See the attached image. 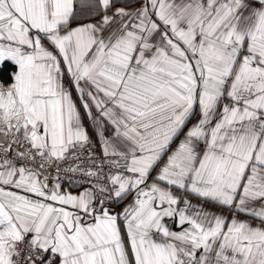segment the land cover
Segmentation results:
<instances>
[{"label": "snow or ice", "instance_id": "obj_1", "mask_svg": "<svg viewBox=\"0 0 264 264\" xmlns=\"http://www.w3.org/2000/svg\"><path fill=\"white\" fill-rule=\"evenodd\" d=\"M0 264H264V0H0Z\"/></svg>", "mask_w": 264, "mask_h": 264}]
</instances>
